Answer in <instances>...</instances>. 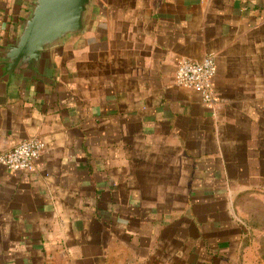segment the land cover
Returning <instances> with one entry per match:
<instances>
[{"label":"crops","instance_id":"crops-1","mask_svg":"<svg viewBox=\"0 0 264 264\" xmlns=\"http://www.w3.org/2000/svg\"><path fill=\"white\" fill-rule=\"evenodd\" d=\"M30 6L0 0V46ZM207 56L215 109L175 82ZM35 138L0 166V264H186L200 219L264 208V0H96L44 80L0 65V151Z\"/></svg>","mask_w":264,"mask_h":264},{"label":"water","instance_id":"water-1","mask_svg":"<svg viewBox=\"0 0 264 264\" xmlns=\"http://www.w3.org/2000/svg\"><path fill=\"white\" fill-rule=\"evenodd\" d=\"M96 0H31L16 37L0 46V65L15 84L44 80L55 50L90 29Z\"/></svg>","mask_w":264,"mask_h":264},{"label":"rangeland","instance_id":"rangeland-1","mask_svg":"<svg viewBox=\"0 0 264 264\" xmlns=\"http://www.w3.org/2000/svg\"><path fill=\"white\" fill-rule=\"evenodd\" d=\"M245 205L246 213L235 215L231 202L227 203L228 227L221 224L218 216L200 219L204 242L198 238L195 244L190 243L188 254L183 253L181 260L186 258V264H264V208L258 209L252 202ZM203 234L200 233V239ZM184 242L189 243L187 239Z\"/></svg>","mask_w":264,"mask_h":264},{"label":"built area","instance_id":"built-area-1","mask_svg":"<svg viewBox=\"0 0 264 264\" xmlns=\"http://www.w3.org/2000/svg\"><path fill=\"white\" fill-rule=\"evenodd\" d=\"M216 75L217 66L213 56H207L200 63L184 59L178 63L175 82L179 87L198 92L205 106L215 109L220 101L214 88ZM44 149V142L38 138L24 141L11 151H0V166L12 172H32Z\"/></svg>","mask_w":264,"mask_h":264}]
</instances>
